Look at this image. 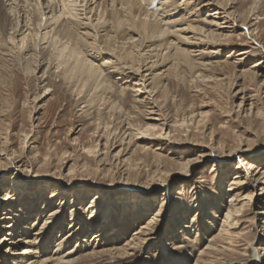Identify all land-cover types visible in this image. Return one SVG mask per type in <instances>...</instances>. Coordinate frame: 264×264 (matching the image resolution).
Masks as SVG:
<instances>
[{"label":"rangeland","instance_id":"obj_1","mask_svg":"<svg viewBox=\"0 0 264 264\" xmlns=\"http://www.w3.org/2000/svg\"><path fill=\"white\" fill-rule=\"evenodd\" d=\"M162 1H155L151 11ZM170 1L178 9L159 12L157 18L176 21L169 31L181 40L190 37L185 43L169 39L173 49L191 51L195 67L181 62L157 92L143 94L144 102L157 96L155 109L160 110L155 115L133 107L137 85L131 78L123 81L124 73L111 77L112 91L85 87L81 94L54 64L42 83L18 66L3 74L0 197L8 201L0 208V219L3 213L12 219L0 220V264H17L6 253L11 241H2L3 227L10 222L20 225L15 236H7L17 251L26 246V237H37L33 248L51 255L52 264L66 262L70 250L83 257L71 264H180V259L182 264H264V180L255 184L254 169L243 166L264 168V0H257L259 15L247 18L252 0H215L226 11L220 16H210L214 6L200 8L194 0L163 2L172 5ZM78 14L77 20L87 24L84 13ZM189 24L217 34L218 27L229 28L217 41L221 45L213 40L192 47L205 35L180 32ZM47 47L46 42L40 45L45 51ZM148 48L146 54L156 53ZM240 49L248 54L236 56ZM20 53V65L32 63L31 52ZM104 61L96 64L106 67ZM41 71L34 72L36 77ZM122 87L123 104L117 101ZM110 102L117 103L110 108ZM145 106L153 105L139 108ZM150 117L161 121L145 131L142 126L152 123ZM162 121L165 130L157 132ZM229 209L236 213L223 227V237L215 239L221 251L202 254ZM55 210L60 212L51 215ZM93 234L98 238L93 240ZM134 237V247L124 254L105 251ZM91 251L96 254L87 257ZM22 256L23 264L36 259L31 252Z\"/></svg>","mask_w":264,"mask_h":264},{"label":"bare ground","instance_id":"obj_2","mask_svg":"<svg viewBox=\"0 0 264 264\" xmlns=\"http://www.w3.org/2000/svg\"><path fill=\"white\" fill-rule=\"evenodd\" d=\"M155 1L159 0H0V60H2L0 61V83L5 79L4 75L10 73L12 66L20 67L21 71L25 74H30L35 80L42 83L45 80V76L49 73L50 67L54 64L56 69H60L62 78L67 80L68 83L71 82L77 94H81L85 87H90V89L94 90L112 91L113 86L110 81L111 77L123 75L124 73L125 76L122 77L123 81L128 82L132 79L134 80V85H137L134 89L133 107L140 113H145L146 111L148 115H155L157 110H160L155 109L156 105L154 102L157 100V96L155 97L154 95L153 101L144 102L142 98L143 94L148 93V95H152L157 92L164 78L169 76L172 70H177V68L181 66V62L190 67H195L190 50L178 47L173 49L171 46L172 40L169 38L177 36L173 34L175 32L169 31V28H171L172 24L176 21L163 22V18H157L159 12L175 11L178 9L179 5L175 6V3L172 4L170 1L174 7L169 9V6L172 5H167V2L164 3L163 1L165 0H163L162 3H160L161 6L151 11V7L154 6L153 3ZM172 1L174 2L175 0ZM228 1L229 0H226V4H228ZM191 3L201 5L200 8L204 9L214 6L215 8H213V12L210 16H220L222 13H226L224 8L215 0H194ZM257 4V0H252L251 7L246 13V18L250 13L257 16L259 15L256 12L257 8H259ZM163 7L165 8L162 9ZM78 13H84L85 18L82 19L88 22L87 24H84L81 20H77L79 17L78 15H81ZM227 14L226 15L229 16V13ZM169 15L171 14L169 13ZM171 16H167L166 19L164 17V19L168 20ZM92 18H94V20H91ZM213 20L214 19L211 21ZM220 24L221 23H219L218 26H220ZM224 24H226V22H224ZM228 26L218 27L217 29H219L221 33L217 34L214 30L199 26L194 27L189 24L188 27L182 28L180 32L196 31L205 35V40L202 37L203 39L196 40V42L193 41L194 46L192 47H201V45L206 46L213 40L215 44L221 45L219 44L220 42L218 43L217 41L223 36L222 32L229 28ZM229 31L232 32V30ZM100 32H102L103 35H100ZM177 38L176 40L182 43L191 40L190 37H185L183 40L179 37ZM43 42H46L48 45L46 51L40 48ZM147 42L150 43L148 44ZM156 42H158V44H156ZM146 43L147 45H145ZM146 47H152L150 50L148 48V50L155 51L156 53L154 55H149L150 53L146 54V51L144 52ZM23 49L31 52V64L27 61V63H22L20 65V61L23 59L20 52ZM215 50L214 52H216ZM248 51L246 49H240L235 52L236 56H243L248 54ZM11 54L13 56L9 60L4 57L10 56ZM101 58H105L104 64L105 66L107 65L106 67L96 64ZM152 58L153 61H148ZM167 61H169V63H166ZM115 64H119V66ZM166 64L167 67H165L161 73H154L156 68L162 65L166 66ZM257 65V62H254L253 66L256 67ZM36 71L37 74L41 71L39 77H36L34 74ZM176 76L180 80L181 77H179L178 74H176ZM201 78H205V76ZM260 82L264 84V77H262ZM119 87H121V85H119ZM44 89H46V87H44ZM143 89L146 91H143ZM118 90L119 96L117 101L123 104L125 87ZM38 99L39 96H34L35 102H37ZM114 103H109V105H111L110 108L114 107ZM142 103H149L153 106H145V109L141 110L139 106ZM150 120L152 123H145L144 126H142L146 129L145 131H149L150 128L158 126L157 123H153L154 121H161V119L157 117H150ZM165 124L166 122L164 121L160 122L161 127L157 132H163V130H165ZM128 127L129 126H127V128ZM129 129L131 128L129 127ZM130 132H133V130ZM188 165V167L191 166L190 163ZM252 165L244 162V170L254 169V180L252 181H254L255 184L263 182L264 168L254 167ZM239 178V176H236L233 184H240ZM55 193L54 191V193L51 194V198ZM5 201H8L7 196L0 197V208L3 207ZM78 209L79 207L77 210ZM72 211H74V209ZM59 212V210H55L51 215L58 214ZM235 213L229 209L225 215V220H223L221 229L216 235L212 236L210 243L206 246L205 251H202V254H217L221 251L215 244V239L223 237L221 235L226 231L223 227L229 224H227L228 218L231 215H235ZM3 214L4 217L0 220L12 219L11 215L6 214L5 216V213ZM19 227L20 225L18 223L12 222L3 227L5 229V235L2 236V241H11L8 243L10 246L8 245L6 248L9 252L6 253L12 256L13 262L17 264L25 263L26 260H24L22 255L31 252L32 255H34L32 257L36 259L31 261L30 264H52L54 259L51 255L41 254V251H37L38 247L36 249L33 248V246L36 245L37 237H26V239L23 240L26 246H23L21 251H17V246L14 244L15 241H12V238L7 239V236H15L19 231ZM142 228L145 227L143 226ZM21 229L25 230L28 228L22 225ZM42 229H44V227L41 228L40 232L34 234L37 236L41 235ZM93 236V240H95L99 235L93 234ZM134 239L136 238L134 237L129 242L127 241L126 244L121 247L113 246V248H108L105 251H115L116 253L124 254L128 249L134 247ZM72 252L73 251L70 250L66 253L68 255L66 256L68 263L71 264L83 258L75 257L74 254H71ZM95 254V252L91 251L86 256L88 257L89 255L92 256ZM63 260L65 261V259ZM67 261L62 262V264L67 263ZM178 262L182 264L183 259H180ZM173 264L177 263L174 262Z\"/></svg>","mask_w":264,"mask_h":264}]
</instances>
